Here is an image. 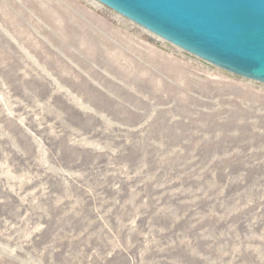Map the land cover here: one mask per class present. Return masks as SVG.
I'll return each mask as SVG.
<instances>
[{
	"label": "rangeland",
	"instance_id": "374dc122",
	"mask_svg": "<svg viewBox=\"0 0 264 264\" xmlns=\"http://www.w3.org/2000/svg\"><path fill=\"white\" fill-rule=\"evenodd\" d=\"M0 264H264V83L97 0H0Z\"/></svg>",
	"mask_w": 264,
	"mask_h": 264
},
{
	"label": "water",
	"instance_id": "95a60500",
	"mask_svg": "<svg viewBox=\"0 0 264 264\" xmlns=\"http://www.w3.org/2000/svg\"><path fill=\"white\" fill-rule=\"evenodd\" d=\"M169 43L264 83V0H97Z\"/></svg>",
	"mask_w": 264,
	"mask_h": 264
}]
</instances>
